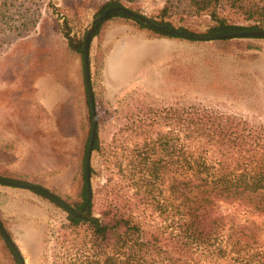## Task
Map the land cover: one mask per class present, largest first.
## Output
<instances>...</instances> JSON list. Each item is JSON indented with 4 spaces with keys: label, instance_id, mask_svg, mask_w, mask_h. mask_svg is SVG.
Returning a JSON list of instances; mask_svg holds the SVG:
<instances>
[{
    "label": "trees",
    "instance_id": "trees-1",
    "mask_svg": "<svg viewBox=\"0 0 264 264\" xmlns=\"http://www.w3.org/2000/svg\"><path fill=\"white\" fill-rule=\"evenodd\" d=\"M141 2L106 0L96 4L95 15L109 6L116 8L93 23L90 42L101 37L111 20L130 21L147 37L182 39L148 23ZM179 6L186 13H206L210 22L205 31L195 33L174 27L168 20L160 22L192 35L264 29V0H165L162 11ZM52 7L57 9L52 0H0V33L5 35L0 44L27 37L40 26L44 11ZM230 10L238 11L242 19H228ZM63 19L67 49L80 56L83 32L79 28V36L71 34L72 27ZM212 42L221 52H231L244 43L242 38ZM94 63L98 72L100 58ZM166 74L171 85L189 83L192 66L173 57ZM93 95L96 106L94 90ZM135 106L126 111L128 131L123 132H129L130 143L123 148L126 162L114 161L118 170L113 172L112 167L104 184L91 192L88 215L66 212L67 222L54 231L52 264H264V122L195 102L162 108ZM96 119L92 150L100 155L98 109ZM0 176L42 185L17 171L0 170ZM30 190L61 207L43 192ZM61 198L85 211L83 172L78 193ZM238 213L245 224L236 220ZM0 224L13 240L1 214ZM45 248L43 244L42 250Z\"/></svg>",
    "mask_w": 264,
    "mask_h": 264
},
{
    "label": "rangeland",
    "instance_id": "rangeland-1",
    "mask_svg": "<svg viewBox=\"0 0 264 264\" xmlns=\"http://www.w3.org/2000/svg\"><path fill=\"white\" fill-rule=\"evenodd\" d=\"M104 1L52 0L57 9L45 10L39 27L27 37L0 44V170L20 172L28 181L38 179L42 186L62 197L74 196L80 189L90 126L81 56L67 49L62 35L63 18L72 27L71 34L79 36L82 31L84 35L98 15L95 5ZM164 1L142 0L141 13L195 33L205 31L210 22L206 13H186L180 6L164 13ZM226 14L228 19H242L238 11L230 10ZM128 22L108 21V36L116 38L132 31L134 28ZM114 38H109L106 46ZM242 39L241 47L231 52H221L212 41L154 39L146 46L153 59L139 71L135 82L121 88L109 86L107 78L96 71L95 63L90 64L92 89L97 99L95 109L101 117L98 139L103 151L100 155L91 153L92 191L104 184L112 167L113 172L118 170L114 161L126 162L123 148L130 144L129 132L123 130H127L126 111L135 105L162 108L195 102L264 122V39ZM94 46L95 42L92 52ZM173 57L192 66L189 83L167 82L166 70ZM60 139L64 142L63 151L77 152L76 162L67 155L59 160L52 153L53 143ZM109 161H112L110 167ZM42 202L40 217L35 221L41 224L46 248L44 251L25 249L21 244L25 264H52L54 231L67 222L62 207L46 198ZM92 213L96 214L94 210ZM236 220L245 224L242 214L238 213ZM0 264H17L1 238Z\"/></svg>",
    "mask_w": 264,
    "mask_h": 264
},
{
    "label": "crops",
    "instance_id": "crops-1",
    "mask_svg": "<svg viewBox=\"0 0 264 264\" xmlns=\"http://www.w3.org/2000/svg\"><path fill=\"white\" fill-rule=\"evenodd\" d=\"M108 37L105 27L100 38H92L89 43V57L92 61L90 64H93L96 58H100L98 72L107 78L109 86L118 88L135 82L139 71L153 59L150 49L146 47L151 45L152 40L168 39V37H147L144 32L135 28L116 38L109 37L110 40L112 38L115 40L111 41V45L106 46ZM94 42V52H92ZM42 199L30 189L0 184V214L4 220L8 221V229L22 256L24 252L21 244H24L25 249L35 248L42 251L43 230L41 224L35 221L37 217H40ZM9 222H12L10 223L12 227Z\"/></svg>",
    "mask_w": 264,
    "mask_h": 264
},
{
    "label": "water",
    "instance_id": "water-1",
    "mask_svg": "<svg viewBox=\"0 0 264 264\" xmlns=\"http://www.w3.org/2000/svg\"><path fill=\"white\" fill-rule=\"evenodd\" d=\"M115 8L116 7L114 6H109L105 8L97 16H95L93 22L89 24V26L86 28L85 33L82 38V49H81L80 56H81V64H82V70H83L85 92H86L88 108L90 112L89 136H88V141L86 144V149H85L84 158H83V177H84V183H85V204H86L85 211L80 212L74 209L69 204H67L62 198L57 196L54 192H52L45 186L34 184V183L15 182V181L6 179L3 176H0V183L10 185V186L39 190L43 192L44 194H46L54 202L58 203L66 212L71 213L73 215H77V216H86L90 212L89 200H90L91 192H92L91 183H90V158H91V153L93 151L92 146H93V140H94L96 126H97L96 109H95L94 95H93V89H92V83H91L90 62H89L90 35H91L92 28H93V23L105 19L107 15ZM146 21L153 26H156L164 30H168L184 39L213 41L215 39H220V38L238 39V38H244L247 36H264V29L239 30V31L226 33V34H219V35H192V34H188L183 31H180L177 28L169 27L168 25L160 21H155V20H151L148 18L146 19ZM0 236L12 249L13 253L16 256L17 264H25V260L20 250L15 245L14 241L8 236V234L3 229L1 224H0Z\"/></svg>",
    "mask_w": 264,
    "mask_h": 264
},
{
    "label": "flooded vegetation",
    "instance_id": "flooded-vegetation-1",
    "mask_svg": "<svg viewBox=\"0 0 264 264\" xmlns=\"http://www.w3.org/2000/svg\"><path fill=\"white\" fill-rule=\"evenodd\" d=\"M60 140H62V139H60ZM62 143H64L63 142V140L62 141H57V142H54L53 143V146H52V153L55 155V157L57 158V156H58V158H59V160H62V158L63 157H65V155H67V156H69L70 158H73V160L72 161H74V162H76L77 160H76V158H77V152L76 151H71V149H69V150H67V151H63L62 149H61V145H62ZM86 149V148H85ZM85 153V152H84ZM57 158V159H58ZM69 164H70V161H69ZM69 170L68 171H70L71 170V168H70V166H69V168H68ZM74 175L71 177V181H70V184L73 182V180H74ZM56 194V193H55ZM75 195L77 194V192H75L74 193ZM57 196H58V194H56ZM60 198H61V196H59Z\"/></svg>",
    "mask_w": 264,
    "mask_h": 264
}]
</instances>
